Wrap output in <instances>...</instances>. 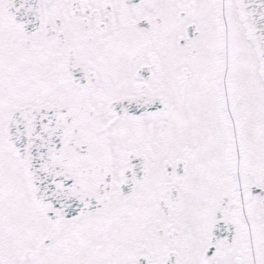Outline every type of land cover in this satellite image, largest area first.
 Here are the masks:
<instances>
[{"label":"snow or ice","instance_id":"obj_1","mask_svg":"<svg viewBox=\"0 0 264 264\" xmlns=\"http://www.w3.org/2000/svg\"><path fill=\"white\" fill-rule=\"evenodd\" d=\"M0 264H264V0H0Z\"/></svg>","mask_w":264,"mask_h":264}]
</instances>
